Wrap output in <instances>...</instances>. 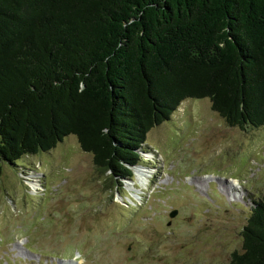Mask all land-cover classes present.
<instances>
[{
	"label": "trees",
	"instance_id": "1",
	"mask_svg": "<svg viewBox=\"0 0 264 264\" xmlns=\"http://www.w3.org/2000/svg\"><path fill=\"white\" fill-rule=\"evenodd\" d=\"M264 125V0H0V171L68 136L118 186L185 100ZM231 264H264V194Z\"/></svg>",
	"mask_w": 264,
	"mask_h": 264
},
{
	"label": "rangeland",
	"instance_id": "2",
	"mask_svg": "<svg viewBox=\"0 0 264 264\" xmlns=\"http://www.w3.org/2000/svg\"><path fill=\"white\" fill-rule=\"evenodd\" d=\"M143 147L118 186L74 136L4 163L0 264H231L264 194V125L230 127L187 99Z\"/></svg>",
	"mask_w": 264,
	"mask_h": 264
},
{
	"label": "bare ground",
	"instance_id": "3",
	"mask_svg": "<svg viewBox=\"0 0 264 264\" xmlns=\"http://www.w3.org/2000/svg\"><path fill=\"white\" fill-rule=\"evenodd\" d=\"M134 171H135V174H137L138 173V175H142L143 173H145V171H143L141 168H136V169H134ZM148 173V172H147ZM146 173V174H147ZM233 182H234V180H232Z\"/></svg>",
	"mask_w": 264,
	"mask_h": 264
},
{
	"label": "water",
	"instance_id": "4",
	"mask_svg": "<svg viewBox=\"0 0 264 264\" xmlns=\"http://www.w3.org/2000/svg\"><path fill=\"white\" fill-rule=\"evenodd\" d=\"M175 212H176V211H173V212L170 214L169 217H174V216H175Z\"/></svg>",
	"mask_w": 264,
	"mask_h": 264
}]
</instances>
